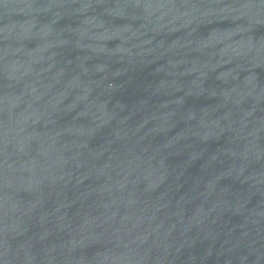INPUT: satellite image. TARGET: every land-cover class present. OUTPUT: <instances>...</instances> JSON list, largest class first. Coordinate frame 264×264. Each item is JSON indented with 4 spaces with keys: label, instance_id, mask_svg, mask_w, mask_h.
Listing matches in <instances>:
<instances>
[{
    "label": "water",
    "instance_id": "95a60500",
    "mask_svg": "<svg viewBox=\"0 0 264 264\" xmlns=\"http://www.w3.org/2000/svg\"><path fill=\"white\" fill-rule=\"evenodd\" d=\"M0 264H264V0H0Z\"/></svg>",
    "mask_w": 264,
    "mask_h": 264
}]
</instances>
